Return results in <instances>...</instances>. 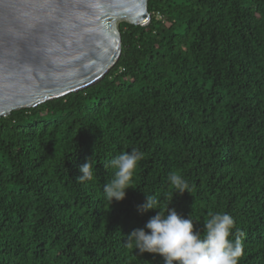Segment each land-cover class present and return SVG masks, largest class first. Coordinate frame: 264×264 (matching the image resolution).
<instances>
[{
    "label": "trees",
    "instance_id": "1",
    "mask_svg": "<svg viewBox=\"0 0 264 264\" xmlns=\"http://www.w3.org/2000/svg\"><path fill=\"white\" fill-rule=\"evenodd\" d=\"M148 11L147 27L119 24L122 55L101 82L0 119V264H164L124 245L156 214L138 211L145 193L201 235L210 213L231 215L240 264H264V0ZM132 149L135 189L111 205L105 164ZM91 158L93 179L77 181ZM173 172L191 193L175 195Z\"/></svg>",
    "mask_w": 264,
    "mask_h": 264
},
{
    "label": "water",
    "instance_id": "2",
    "mask_svg": "<svg viewBox=\"0 0 264 264\" xmlns=\"http://www.w3.org/2000/svg\"><path fill=\"white\" fill-rule=\"evenodd\" d=\"M149 0H0V119L101 82L122 55L120 22Z\"/></svg>",
    "mask_w": 264,
    "mask_h": 264
},
{
    "label": "clouds",
    "instance_id": "3",
    "mask_svg": "<svg viewBox=\"0 0 264 264\" xmlns=\"http://www.w3.org/2000/svg\"><path fill=\"white\" fill-rule=\"evenodd\" d=\"M142 153L136 149L123 152L105 164L114 169L113 176L104 185V199L113 204L125 200L127 190L132 188L134 173ZM92 158L79 167L77 181L93 179ZM170 185L177 193H191L188 181L175 172L168 176ZM146 200L137 209L141 214L155 211L143 228L133 230L125 239V247L144 253L159 254L164 264H240L244 247L238 230L234 234V218L225 213L209 214L204 223V233L194 230L193 220L180 216L170 208L165 210L156 195L146 194ZM173 200V199H172ZM235 235V238L232 237Z\"/></svg>",
    "mask_w": 264,
    "mask_h": 264
},
{
    "label": "rangeland",
    "instance_id": "4",
    "mask_svg": "<svg viewBox=\"0 0 264 264\" xmlns=\"http://www.w3.org/2000/svg\"><path fill=\"white\" fill-rule=\"evenodd\" d=\"M121 23V22H120Z\"/></svg>",
    "mask_w": 264,
    "mask_h": 264
}]
</instances>
